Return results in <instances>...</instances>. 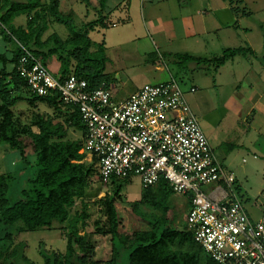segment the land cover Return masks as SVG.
<instances>
[{
    "label": "crops",
    "instance_id": "crops-1",
    "mask_svg": "<svg viewBox=\"0 0 264 264\" xmlns=\"http://www.w3.org/2000/svg\"><path fill=\"white\" fill-rule=\"evenodd\" d=\"M90 1L92 5L86 7L80 0H58L57 9L63 15H70L75 29L95 21L99 16L103 18L104 27L101 29L104 31L110 30L112 26L121 27L116 30V42L120 46L134 47L122 56L144 55L146 64L151 66L145 71L150 81L157 78V83L170 79L182 81L186 101L198 119L213 155L225 171L234 175L238 193L243 199L241 185L250 177L264 175V0H239L236 5L223 0H104L102 8L99 6L101 0ZM38 2L36 10L46 9L49 5V0ZM31 17L32 13L15 16L10 25L25 30ZM45 22L47 29L41 36L42 40L52 33L61 40L70 36L66 28H62L64 25L55 22L50 16L46 17ZM3 30L4 26L0 23V56L4 58L0 60V73L5 74L4 82L8 83L22 46L13 37L6 41ZM94 33L97 31L89 32V38ZM107 35L108 39L112 36L111 33L104 34V39H107ZM237 48L250 49L253 53L236 55L219 67L211 63L194 62L182 68L176 65L177 55L207 60L218 57L226 49ZM48 63L54 65L58 76L60 64L55 56L47 59V67ZM108 76L111 80L109 85L114 86V78ZM123 85L126 84L121 83L120 87ZM191 87L196 89L194 93H189ZM138 88L133 87L129 93L122 92L120 99L126 98ZM6 91L14 101L10 109L19 140L29 141L31 132H35L32 128L33 115L46 114V117H51L57 114L54 115L53 109L44 103L35 102L31 105V95L25 88L15 90L8 87ZM61 113L59 116H69V112ZM60 121L59 118L55 120ZM0 158H7L6 163L2 167L0 165V173H14L21 169L15 151L0 146ZM260 180L259 185L263 188L254 201L261 209L259 213L245 210L254 222H264V179ZM167 204L168 211L173 209L172 213L175 212V220L180 219L182 223L188 210L187 198L173 193ZM180 215L183 216L180 218ZM42 229L50 231L56 228ZM59 235L62 239L60 250L51 251L63 253L66 247L65 236L60 230ZM92 238L95 261H109L111 237L96 234ZM120 252L124 256L122 264H127L125 250L121 248Z\"/></svg>",
    "mask_w": 264,
    "mask_h": 264
},
{
    "label": "trees",
    "instance_id": "trees-1",
    "mask_svg": "<svg viewBox=\"0 0 264 264\" xmlns=\"http://www.w3.org/2000/svg\"><path fill=\"white\" fill-rule=\"evenodd\" d=\"M80 1L86 7L92 5L90 0ZM223 1H227L230 5L240 2L239 0ZM103 3L104 0L99 1L101 8ZM38 6V0H27L26 3L0 0V23L5 29L2 31L5 40L13 37L45 67H47V59L52 55L55 56L60 64L58 74L60 79L73 73L79 79L85 80L90 90L98 88L102 83L109 87L111 80L103 73V59L94 61L89 51L91 42L89 32L98 25L103 28V18L99 16L95 21L75 29L70 16L58 12V0H49L46 9L36 10ZM29 13H32V17L25 30L10 25L15 16ZM48 16L55 22L69 27L70 36L67 39L61 40L55 33L48 35L44 40L41 39L47 29L45 19ZM19 52L15 65L23 50L20 49ZM252 53L250 49L245 48L226 49L218 57L207 60L177 55L176 65L182 68L194 62L211 63L214 67H219L236 55L245 56ZM2 59L4 60L3 56H0V60ZM70 64H73L71 73L68 72ZM10 76V81L5 83V74L0 73V146L18 154L21 169L14 173H0V262L2 264L7 263L9 258L12 261L8 264H32L25 257L23 246L11 248L13 241L22 232L51 229L56 221L68 223L61 229L62 231L65 228V231L69 232L65 236V252L39 250L42 264H119L121 248L126 252L127 264H215L195 243L189 232L184 228L171 227L168 223L167 203L173 192L164 180H160L154 187L143 189L141 199L133 203V208L145 204L162 210V216L157 218L140 215V212L136 211L140 218L149 224V230H135L130 235L119 234L114 199L105 195L99 203L100 217L93 222V231L80 234V229L83 231L85 227L86 216H78L74 213L72 217L70 209L75 199L84 194L93 170L90 165L82 162L84 154L79 153L84 138V127L80 122L79 114L76 109L64 106L56 93L44 97L31 94L15 68ZM8 87L15 90L25 88L31 95L29 101L31 105L41 102L52 108L54 112H69L67 120L63 123L67 127L73 126L81 134V140H63L66 127L60 122H55L51 117L38 114L34 115L35 132H31L28 143L17 139L18 134L12 122L10 109L14 101L6 93ZM29 149L35 158L34 175L27 178L21 187H14L11 191V187L15 186L18 180H24L22 174L23 171H27L26 166L29 165ZM91 163L97 165L95 157H92ZM126 180L111 179L109 184L116 185L114 194L120 193V186ZM79 220L80 229L77 227ZM96 234L111 237V257L105 263H99L94 259L92 237Z\"/></svg>",
    "mask_w": 264,
    "mask_h": 264
},
{
    "label": "built area",
    "instance_id": "built-area-1",
    "mask_svg": "<svg viewBox=\"0 0 264 264\" xmlns=\"http://www.w3.org/2000/svg\"><path fill=\"white\" fill-rule=\"evenodd\" d=\"M22 50L18 76L31 94L56 93L77 110L79 153L96 158L102 183L137 177L147 189L164 180L187 198L183 228L215 264H264V222L249 219L234 176L213 155L176 80L144 84L115 101L105 83L90 90L73 73L60 79Z\"/></svg>",
    "mask_w": 264,
    "mask_h": 264
},
{
    "label": "rangeland",
    "instance_id": "rangeland-1",
    "mask_svg": "<svg viewBox=\"0 0 264 264\" xmlns=\"http://www.w3.org/2000/svg\"><path fill=\"white\" fill-rule=\"evenodd\" d=\"M72 24H74V22H72ZM62 28H66V31L69 32L68 26L64 25L62 26ZM93 28H94L93 31L95 32L97 31V33L92 34V36L90 35L91 38L90 48H89L90 57L94 61H96L97 59L100 61V58H102L103 73L108 74L114 78L115 85L114 86L111 85L110 88L113 91L112 94H113V99L115 101H118L121 98L122 92L129 93L130 91L133 90L132 89L133 87L136 86L141 87L144 84L157 83L155 81H157V79L159 80V78L155 80L152 79V81H150L149 74L145 72L146 68L151 66L150 64H146V59H145L146 57L144 55H140V56L133 55L127 58L122 56L123 53L130 50L131 48L133 49L134 47L130 45L120 46L116 42L118 41V34L116 33V30L121 27L117 28L116 26H112L110 30L106 29L105 31L101 29L99 25L96 27L98 28L97 30L95 29V27ZM108 33H111L112 36H109L110 39H108V35H107V39H104L105 37L103 35ZM158 61L160 62V59H158ZM71 67H73V64L70 67H68V72L70 73L73 71ZM47 69L52 75L54 76L57 75L56 69H54V65L52 63H48ZM165 73H167V71ZM175 80L179 83L182 90H185L182 81H180L179 79H175ZM121 83H125L126 85L120 87ZM186 90H188V88ZM55 113H57L58 116L57 114L56 116H53L52 114L51 118H53L54 121L59 118L61 120L60 123L63 124L64 127H66L65 129L66 134L63 140H71V141L81 140V134L73 126L67 127L66 124L63 123L64 121L67 120L68 117L65 118L66 116H59L61 112L58 113V111L54 112V115ZM42 115L46 116V114H42ZM34 121L35 120H32L33 129H34V124H33ZM24 143L27 144L28 141L26 140L24 141ZM6 159L7 158H3V159L0 158L1 167L3 166L4 163H6ZM28 159H29V165L26 166L27 171H23L24 174H22L24 180L23 181L18 180L17 183H15V186L11 187L10 189L11 191H13L14 187L17 188L21 187L25 183V180L27 178L33 177L35 158L32 155L30 149L28 150ZM82 162L85 165H90L92 167L93 175L90 177V183L88 187L85 189L84 194L75 199L74 205L70 209V213L72 217L74 216V213L75 215L78 216L81 215L86 216L84 221L85 227L83 231L80 229L81 227L80 220L77 225V227L81 231L80 234H82V232L90 233L93 231V222L100 217L99 203L105 197V195L110 196L114 199V207L116 209L118 215V221H119L118 231L120 232L121 235H130L135 230H139V231L149 230L150 229L149 224L140 218V215L142 214L147 217H156V218L162 216V210L154 206L142 204L137 206L136 208H133V203L140 199L143 192V189L139 182L140 180L137 177H131L123 184V187L121 184L120 187H122V191L120 190V193L117 195L114 194L116 185L114 186L113 184L112 185L104 184L101 182L99 178L98 167L96 164L93 165L91 163L92 158L89 155L84 154V158L82 159ZM260 178L264 179V175H258V177L256 178L250 177L247 179V182L243 183L240 187L241 195L243 196V199L242 198L241 199L243 200L242 202L244 204V208L247 211L254 210L256 211V213H259L261 209V207L258 206L256 201H254L258 192L263 188L261 187V185H259L261 181ZM136 211L140 212V215H138ZM172 211L173 209H170V211H168L169 214L168 223L171 225V227L182 229L184 225V221H182L181 223L180 219L175 220L176 214L175 212L172 213ZM182 216L180 215V218ZM67 225H68L67 222L56 221L52 225L56 229H52L50 231L39 229L36 231L24 232L22 235L15 238L11 248L13 249L18 245L23 246L22 249L24 255L29 262H31L32 264H42V258L39 255V250H45L48 252H50L51 250L54 251L60 250V245H61L60 241L62 239L59 238L60 237L59 230L61 231V229H63V227ZM62 233L64 236H66L69 232L65 231L64 228V230H62ZM64 241H66V239ZM123 257L124 256L122 255L120 262L121 264L123 261ZM11 261H12L11 258H9L7 260V264ZM0 263L2 264V262Z\"/></svg>",
    "mask_w": 264,
    "mask_h": 264
}]
</instances>
